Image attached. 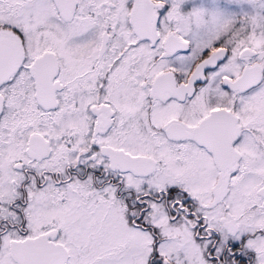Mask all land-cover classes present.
<instances>
[{
    "label": "snow or ice",
    "instance_id": "1",
    "mask_svg": "<svg viewBox=\"0 0 264 264\" xmlns=\"http://www.w3.org/2000/svg\"><path fill=\"white\" fill-rule=\"evenodd\" d=\"M0 264H264V0H0Z\"/></svg>",
    "mask_w": 264,
    "mask_h": 264
},
{
    "label": "flooded vegetation",
    "instance_id": "2",
    "mask_svg": "<svg viewBox=\"0 0 264 264\" xmlns=\"http://www.w3.org/2000/svg\"><path fill=\"white\" fill-rule=\"evenodd\" d=\"M197 3H200V2H204V3H207L209 2V0H196Z\"/></svg>",
    "mask_w": 264,
    "mask_h": 264
}]
</instances>
